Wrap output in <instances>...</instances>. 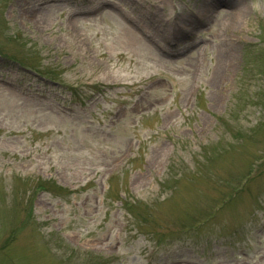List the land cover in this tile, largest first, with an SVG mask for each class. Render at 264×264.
Segmentation results:
<instances>
[{
    "label": "rangeland",
    "instance_id": "obj_1",
    "mask_svg": "<svg viewBox=\"0 0 264 264\" xmlns=\"http://www.w3.org/2000/svg\"><path fill=\"white\" fill-rule=\"evenodd\" d=\"M207 2L0 0V264H264V0Z\"/></svg>",
    "mask_w": 264,
    "mask_h": 264
},
{
    "label": "bare ground",
    "instance_id": "obj_2",
    "mask_svg": "<svg viewBox=\"0 0 264 264\" xmlns=\"http://www.w3.org/2000/svg\"><path fill=\"white\" fill-rule=\"evenodd\" d=\"M51 1L53 2V0H51ZM229 1L230 0H208L207 4L204 7L207 9V8L217 7L220 5H227ZM27 3L28 2L25 1V5L28 7V8L26 7V10L30 8ZM45 3H46V1L41 2V4H45ZM42 9H39L38 13L42 12L43 11ZM206 9H203V8H202V10L199 9L200 14H201L199 16H205L206 13L208 12ZM23 10H25V7H23ZM242 14H243V11L241 10V8L233 9L232 13L227 15V19L225 21V25H226L227 29H234V28H237L238 26L242 25L243 21H244ZM183 23L184 24L181 27L177 28L178 30H175V33H176L175 35H177V33H179L180 30H184L186 32L191 31L192 26L194 25V21L192 19H190L189 17H185L183 19ZM225 56H226L225 54H219L218 61L219 60L222 61L223 58H225Z\"/></svg>",
    "mask_w": 264,
    "mask_h": 264
}]
</instances>
